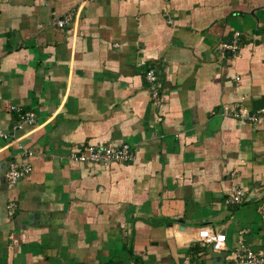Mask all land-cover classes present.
Masks as SVG:
<instances>
[{
	"label": "crops",
	"instance_id": "obj_1",
	"mask_svg": "<svg viewBox=\"0 0 264 264\" xmlns=\"http://www.w3.org/2000/svg\"><path fill=\"white\" fill-rule=\"evenodd\" d=\"M222 103L264 105V0H0V128L10 104L34 113L18 140L31 169L13 186L21 152L0 139V264H234L264 250V117L237 122ZM120 142L132 161L68 158ZM232 187L239 204L225 203ZM202 226L222 249L197 240Z\"/></svg>",
	"mask_w": 264,
	"mask_h": 264
},
{
	"label": "built area",
	"instance_id": "obj_2",
	"mask_svg": "<svg viewBox=\"0 0 264 264\" xmlns=\"http://www.w3.org/2000/svg\"><path fill=\"white\" fill-rule=\"evenodd\" d=\"M57 27H63L67 22V17L55 18L53 20ZM237 36L238 32H234L230 42H224L221 47L231 52L237 51ZM144 77L147 81L152 95L155 96L158 77L152 66H147L144 70ZM235 79H238L235 77ZM242 99V97H240ZM239 99V100H240ZM8 109L15 116L14 123L10 131L0 128V139L7 144L14 143L16 148L20 150L21 156L18 160L10 161L4 173V178L9 186H13L17 180L27 174L31 165L28 157L31 151L26 150L18 143V140L23 136V130L26 125L34 124V113L30 110L22 109L16 104L8 105ZM220 111L223 115L235 119L237 122H248L256 124L264 117V105L250 112L245 106L240 103H222ZM18 132H20L18 134ZM18 134V135H17ZM134 156L133 148L126 142L108 143V144H81L71 149L68 158L71 161L78 163H126L132 161ZM243 191L240 187H232L226 198L225 203L235 205L242 202ZM14 203L9 201L7 211L12 213ZM197 240L202 244H210L213 250H220L224 247L225 235L222 231H213L206 226H202L197 230ZM234 264H264V250H251L249 248H241L236 252V260Z\"/></svg>",
	"mask_w": 264,
	"mask_h": 264
}]
</instances>
